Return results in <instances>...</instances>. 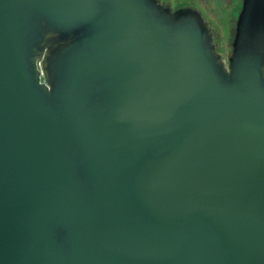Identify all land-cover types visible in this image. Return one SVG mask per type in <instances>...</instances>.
Masks as SVG:
<instances>
[{"label": "water", "instance_id": "95a60500", "mask_svg": "<svg viewBox=\"0 0 264 264\" xmlns=\"http://www.w3.org/2000/svg\"><path fill=\"white\" fill-rule=\"evenodd\" d=\"M228 64L158 0H0V264H264V0Z\"/></svg>", "mask_w": 264, "mask_h": 264}, {"label": "rangeland", "instance_id": "374dc122", "mask_svg": "<svg viewBox=\"0 0 264 264\" xmlns=\"http://www.w3.org/2000/svg\"><path fill=\"white\" fill-rule=\"evenodd\" d=\"M172 10L189 6L197 9L208 23L212 33L215 51L228 64L231 54V38L234 21L241 6V0H158Z\"/></svg>", "mask_w": 264, "mask_h": 264}, {"label": "flooded vegetation", "instance_id": "af4514ba", "mask_svg": "<svg viewBox=\"0 0 264 264\" xmlns=\"http://www.w3.org/2000/svg\"><path fill=\"white\" fill-rule=\"evenodd\" d=\"M240 8H241V6H240ZM240 10V9H239Z\"/></svg>", "mask_w": 264, "mask_h": 264}]
</instances>
